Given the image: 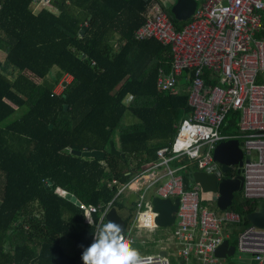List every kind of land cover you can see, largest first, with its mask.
<instances>
[{
  "label": "trees",
  "instance_id": "trees-1",
  "mask_svg": "<svg viewBox=\"0 0 264 264\" xmlns=\"http://www.w3.org/2000/svg\"><path fill=\"white\" fill-rule=\"evenodd\" d=\"M155 1L51 0L54 11L34 13L32 0H0V264H83L95 227L55 189L102 211L172 143L190 108L186 95L157 89L159 70L170 68L169 48L133 38ZM65 76L71 80L55 95ZM236 119V113L226 118L227 133L236 134ZM72 150L105 155L85 158ZM196 169L181 172L186 189ZM112 206L125 224L131 221L124 196ZM255 206L243 201L229 209L247 225ZM60 237L72 240V255Z\"/></svg>",
  "mask_w": 264,
  "mask_h": 264
},
{
  "label": "built area",
  "instance_id": "built-area-1",
  "mask_svg": "<svg viewBox=\"0 0 264 264\" xmlns=\"http://www.w3.org/2000/svg\"><path fill=\"white\" fill-rule=\"evenodd\" d=\"M47 1L32 0L30 7ZM195 2L190 20L180 29L159 5L149 3L142 13L144 22L133 32L137 41L155 38L169 47L170 68L159 70L156 86L160 92L175 94L184 79L190 112L176 126L172 143L157 150L156 160L120 187L102 211L100 206L81 202L78 207L93 221L90 225L85 217V224L96 230L114 208L113 202L133 193L135 213L129 223L123 221L122 229L133 243L138 240L144 245L141 234L158 228L150 195L171 201L178 198L173 232L166 239L168 249L160 248L165 255H143L144 264H226L214 251L229 239L228 230L240 225L242 218L228 208L213 211L201 207L200 187L192 184L186 189L181 174L195 165L196 171L213 175L216 183L223 180L224 173L212 158L218 143H239L242 160L247 159L240 167L241 199L264 204V0ZM58 86L62 89L58 91L56 86L55 95L63 91V84ZM230 113L237 115L235 135L225 131ZM213 195L218 198L216 192ZM141 213L142 222L138 220ZM145 223L151 228L143 227ZM93 240L94 234L91 243ZM235 251L264 263V227L243 226L235 234Z\"/></svg>",
  "mask_w": 264,
  "mask_h": 264
},
{
  "label": "water",
  "instance_id": "water-1",
  "mask_svg": "<svg viewBox=\"0 0 264 264\" xmlns=\"http://www.w3.org/2000/svg\"><path fill=\"white\" fill-rule=\"evenodd\" d=\"M196 7L195 0H176L174 5L171 8V14L177 21H186L193 14ZM82 33V31H81ZM65 86V83L63 84ZM239 143L236 140H228L218 143L214 147L213 151V160L220 165V171L222 173H230L234 170L231 176L224 178L219 183H216V180L213 175L206 174L204 172L195 171L192 173L193 183L198 185L203 194L206 193H217L218 198L215 199V207L218 210H224L231 205L234 194L240 192L241 188V165L242 162H245L246 157L242 160V153L238 147ZM73 154L83 156L85 158H103L105 153L102 150H72ZM110 152L119 155L112 142H110ZM232 166V168L230 167ZM55 193L64 197L66 200L73 203L76 207H79L80 201L77 200L73 195L62 191L59 188L55 189ZM134 200V195L130 194L128 196L127 203L130 205V202ZM179 204L178 198H175L173 201L166 199H159L153 197L150 200V205L152 211L157 213L155 219V224L159 228H171L175 220V213L177 211ZM113 220L119 223L123 227V220L118 215L115 208H111L108 214L106 215V220ZM245 221L252 225L258 227H264V204L259 203L257 208L251 214L245 215ZM234 253V246L228 241L224 240L222 243L215 249L214 254L218 257H230ZM160 255H165L164 251L160 252Z\"/></svg>",
  "mask_w": 264,
  "mask_h": 264
},
{
  "label": "clouds",
  "instance_id": "clouds-1",
  "mask_svg": "<svg viewBox=\"0 0 264 264\" xmlns=\"http://www.w3.org/2000/svg\"><path fill=\"white\" fill-rule=\"evenodd\" d=\"M143 213L138 217L142 222ZM91 225L93 221L85 215ZM151 228L150 223L142 225ZM83 264H144L139 250L133 247L131 238L126 237L122 226L113 221H101L94 232V240L82 252Z\"/></svg>",
  "mask_w": 264,
  "mask_h": 264
},
{
  "label": "rangeland",
  "instance_id": "rangeland-1",
  "mask_svg": "<svg viewBox=\"0 0 264 264\" xmlns=\"http://www.w3.org/2000/svg\"><path fill=\"white\" fill-rule=\"evenodd\" d=\"M51 0H48L47 2L43 3V5L38 6V7H33L31 6L30 9L32 10V12L36 13L39 10V7L41 8H45L51 11H54L53 8L50 7L49 2ZM162 1V0H160ZM174 2V0H173ZM165 4V9L167 11V13L170 12L171 9V3L169 5V3H163ZM167 5V7H166ZM4 60V54L0 53V61ZM56 69L53 70V72H55ZM27 76V74H26ZM35 82V80H34ZM64 82H68V77L64 78L61 80V84H63ZM60 86L57 85V90L59 91L60 88L62 89V86L59 88ZM56 88V87H55ZM54 88V89H55ZM21 114V111L18 110L16 111V113H14L13 115H11L8 120H12L15 116ZM252 157H253V153H252ZM234 172V170L232 171ZM3 179L0 182V185H3ZM242 202L241 196L239 193L234 194L233 200H232V205H237L239 203ZM200 206L206 209H210V210H215V198L214 195L211 193H200ZM121 214V213H120ZM243 226L242 223L240 225H234L231 227V229L228 230L229 235L231 237H234V235L237 233V231H239ZM173 232V228H155L152 229L151 232L147 233H142L141 234V240L144 242V245L140 244L138 241H135L133 243V247L137 248L139 250V252L141 253V255H150V254H158V252L160 251V247H166V239L168 237H170L172 235ZM60 246L62 247L63 251L67 254V255H72L73 254V242L72 240H70L67 237H60ZM170 252V250H168ZM225 263L226 264H259V262L257 260H255L253 258L252 255L250 254H245V253H240L235 251L230 257H226L225 258ZM173 264V263H172Z\"/></svg>",
  "mask_w": 264,
  "mask_h": 264
},
{
  "label": "crops",
  "instance_id": "crops-1",
  "mask_svg": "<svg viewBox=\"0 0 264 264\" xmlns=\"http://www.w3.org/2000/svg\"><path fill=\"white\" fill-rule=\"evenodd\" d=\"M175 1L176 0H174V2H173V0H162V1H160V0H157V1H155V2H152V4H156V5H159L163 10H164V12L167 14V16L169 17V15H168V13H167V11H166V9H165V4H163V3H169V5H170V3H171V6H173L174 5V3H175ZM166 7H167V5H166ZM172 8V7H171ZM145 11V10H144ZM170 13H171V9H170ZM173 16V15H172ZM192 16V15H191ZM191 18V17H190ZM190 18L188 19V20H186V21H178V22H181L183 25L181 26V27H183L189 20H190ZM171 20V19H170ZM150 39V38H149ZM169 48V47H168ZM169 55H170V52H169ZM159 73V72H158ZM158 77V76H157ZM64 78H67L66 76L65 77H63V79ZM71 80V77L69 76L68 77V82ZM67 82V83H68ZM156 82H157V80H156ZM65 83V82H64ZM63 83V84H64ZM60 84V83H59ZM58 84V85H59ZM186 82L184 81V79H182V81L179 83V85H178V87H177V90H176V93L175 94H184V95H186ZM64 86V85H63ZM186 97H187V95H186ZM130 99V97L127 99V101ZM188 115V114H187ZM187 117V116H186ZM185 118V117H184ZM179 124V123H178ZM177 124V125H178ZM176 125V126H177ZM176 126H175V129H176ZM239 146V145H238ZM167 147V146H166ZM161 149V148H160ZM159 150V149H158ZM152 163V162H151ZM151 163H149V164H151ZM217 163V162H216ZM218 164V163H217ZM147 166V165H146ZM145 166V167H146ZM218 166H219V169H220V165L218 164ZM144 168V167H143ZM142 168V169H143ZM141 169V170H142ZM140 171V170H139ZM138 171V172H139ZM232 173L233 172H230V173H224V178H228V176H231L232 175ZM192 175V174H191ZM191 180H192V176H191ZM190 184H194L193 183V180L190 182ZM196 185V184H195ZM130 194H133V193H129L128 195H121V196H124V198L126 199V200H128V196L130 195ZM212 194V193H211ZM239 194H240V192H239ZM134 195V194H133ZM241 196V195H240ZM153 197H155V196H152V195H150V200L153 198ZM234 197V196H233ZM233 200V199H232ZM242 202H243V200H242ZM259 203H257V205H258ZM130 205L133 207V215H134V213H135V207H134V204H133V201H131L130 202ZM130 205H128V203H127V206H130ZM231 205H232V202H231ZM230 205V206H231ZM229 206V207H230ZM229 207H227L228 209H229ZM255 208H257V206H255ZM219 211L216 207H215V210H213V211ZM230 210V209H229ZM118 213V212H117ZM118 215H119V213H118ZM120 216V215H119ZM121 217V216H120ZM121 218H123V217H121ZM124 219V218H123ZM159 228V227H158ZM229 239H234L235 240V235H234V237H229ZM135 241H138V240H135ZM134 241V242H135ZM228 241V240H227ZM139 242V241H138ZM229 242V241H228ZM234 246V245H233ZM160 248H164V249H168V248H166V247H160ZM164 249H160V251L158 252V253H160L161 251H163ZM165 252V251H164ZM259 262V261H258ZM259 264H264V263H260L259 262Z\"/></svg>",
  "mask_w": 264,
  "mask_h": 264
}]
</instances>
